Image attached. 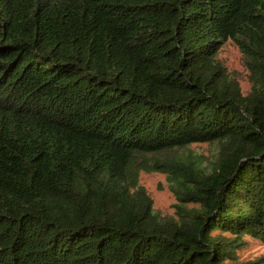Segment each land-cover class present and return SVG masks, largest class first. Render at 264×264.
Instances as JSON below:
<instances>
[{
  "label": "trees",
  "instance_id": "trees-1",
  "mask_svg": "<svg viewBox=\"0 0 264 264\" xmlns=\"http://www.w3.org/2000/svg\"><path fill=\"white\" fill-rule=\"evenodd\" d=\"M245 238L264 244V0H0V264H263Z\"/></svg>",
  "mask_w": 264,
  "mask_h": 264
},
{
  "label": "rangeland",
  "instance_id": "rangeland-1",
  "mask_svg": "<svg viewBox=\"0 0 264 264\" xmlns=\"http://www.w3.org/2000/svg\"><path fill=\"white\" fill-rule=\"evenodd\" d=\"M221 58L226 62L230 70H235L241 75V87L245 93L250 91L251 85L247 74L241 63V55L238 50L228 44L221 53ZM193 151H198L206 156L212 155L211 147L207 144H197L192 146ZM197 149V150H195ZM141 183L150 192L156 210L163 215H173L176 199L169 188L166 176L161 173L142 174ZM246 246L238 251L241 262H257L264 259V244L245 238ZM264 264V263H263Z\"/></svg>",
  "mask_w": 264,
  "mask_h": 264
}]
</instances>
